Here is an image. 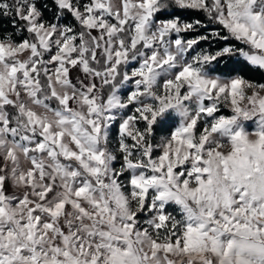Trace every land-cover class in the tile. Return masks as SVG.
Returning <instances> with one entry per match:
<instances>
[{"label": "snow or ice", "instance_id": "obj_1", "mask_svg": "<svg viewBox=\"0 0 264 264\" xmlns=\"http://www.w3.org/2000/svg\"><path fill=\"white\" fill-rule=\"evenodd\" d=\"M0 264H264V0H0Z\"/></svg>", "mask_w": 264, "mask_h": 264}]
</instances>
